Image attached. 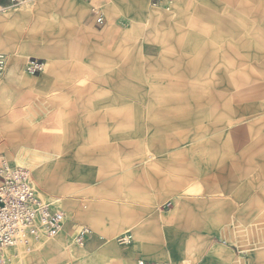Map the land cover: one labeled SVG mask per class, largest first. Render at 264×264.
<instances>
[{
	"label": "rangeland",
	"instance_id": "1",
	"mask_svg": "<svg viewBox=\"0 0 264 264\" xmlns=\"http://www.w3.org/2000/svg\"><path fill=\"white\" fill-rule=\"evenodd\" d=\"M191 1L192 35L177 47L174 41L157 39L159 35L153 34L151 25L146 33L145 26L126 20L121 24L127 35L123 56L114 55L105 64L104 56L98 55L96 63L91 65L93 77L86 72L72 80L71 73L65 74L70 76V79L65 77L66 81L80 85L97 81L96 94L91 95L94 99L90 101L94 104L77 103L81 98H89L85 90H73L65 99L59 97L62 89L49 91L40 75L33 76L25 70L30 54L9 56L7 68L0 74V155L12 167L28 169L41 199L66 213L64 200L76 201L79 197L81 170L76 161L81 149L98 150L111 139L112 153L108 159L120 161L121 167L113 173L126 174L129 165L138 164L151 172L155 168L166 176L169 164H174L171 171L182 184L178 185L176 194L146 216L160 222L156 234L167 235L172 219L178 225L186 224V202L204 203L212 212L223 204L225 208L231 206L235 215L232 212L220 221L210 218L207 231L199 234L197 240L199 244H220L218 252L228 251L230 257L233 255L229 264H245L250 246L244 245L264 244V32L258 33L256 39L248 33L255 25L248 15L249 4L256 1L257 6L263 7L264 1ZM197 18L205 19L209 29L204 30ZM256 26L264 30V16L257 20ZM119 44L120 41L113 40L114 49H119ZM85 61L87 58L80 61L73 57L68 64H88ZM14 62L18 63L17 73H11L10 64ZM106 65H110L108 72ZM106 76L109 83L104 82ZM61 82L64 83L58 80L54 85L63 86ZM102 89L109 96L108 104H100ZM56 97L59 99L55 100ZM80 113H95L94 128L107 129L113 136H62L65 129L79 128ZM88 122L92 121L85 123ZM27 133L40 141L29 150L24 147ZM7 141L13 145L7 146ZM58 163L62 164L57 172L60 177H49L40 189L35 176L40 170H47L45 166ZM197 173L198 180L194 179ZM91 181L99 185L102 177L93 176ZM117 194L121 202L128 198V192ZM168 200L171 202L167 203ZM88 203L80 199L77 204L85 210L89 209ZM178 205L183 211L176 218L170 217ZM67 215L68 222L62 232L51 238L39 237L27 245L19 243L7 253L6 264H112L114 260L96 255L102 249H96L91 256L83 255L92 235L85 245H78L74 238L76 228L72 226L77 219ZM128 231L134 232L128 229L120 235ZM61 235L68 240L67 250L59 249L57 242ZM183 235L191 242L188 235ZM117 239L107 244L120 245ZM25 245L30 248L29 254L43 248L40 259L25 262ZM51 246L61 252L49 260L46 247ZM205 251L208 250L202 253ZM161 258V261L169 260L167 256ZM183 258L187 256L177 261L170 259L171 264H181Z\"/></svg>",
	"mask_w": 264,
	"mask_h": 264
},
{
	"label": "crops",
	"instance_id": "2",
	"mask_svg": "<svg viewBox=\"0 0 264 264\" xmlns=\"http://www.w3.org/2000/svg\"><path fill=\"white\" fill-rule=\"evenodd\" d=\"M154 1L26 0L22 6L10 13L0 12V53L7 55L8 62L9 56H26L30 54V58H37L33 55H39L40 58L38 59L46 62V70L40 74V79L49 91L51 89H62L59 97L65 99L73 93V90H85L84 92H89V98H81L80 102L77 103L79 105L94 104L96 102L90 101L94 99L91 97L96 94L97 81H87L84 85H80L75 81H66L65 77L70 79V76H65V74L71 73L72 80L80 73L88 72L90 74L92 72L93 74L94 70H92L91 65L96 63L98 55L104 56L105 64L111 62L114 55L123 56L124 51H126L123 46L127 37L126 32L121 27L123 21L127 20L132 24L145 26L146 33L148 25H151L153 34L159 35H156L157 39L174 41L176 47L180 44V41L191 37L193 26L191 0H164L158 7L153 6ZM98 12L103 14L105 18L104 26L96 24ZM248 15L250 19H254L253 22L255 23L254 28L250 29L248 33L253 34V38L256 39L258 33L264 32L263 29H258L256 26L257 20L264 16V6H257L256 1L250 3ZM197 22L204 30L209 29L208 22L205 19H198ZM113 40L120 41L119 49L113 48ZM73 57L80 58V61L81 58H85V60L87 58L85 63L88 64H68V60L70 61ZM48 63H50L49 69ZM10 66L11 73H17L18 63L14 62ZM107 66L110 65L105 66V72H108ZM92 74H90V77L94 76ZM109 79V76H106L104 82L109 83ZM58 80L64 82H61L63 86L54 85ZM104 87L107 88V84ZM92 89L93 91H90ZM104 89H102L100 104H108L107 98L109 96L105 94ZM57 99L59 98L56 97L55 100ZM104 115L108 116V113H104ZM78 120L80 122L78 124L79 128L65 129L66 132L61 135L83 138L113 136L112 132L107 129L98 131L96 127L94 128L97 120L95 113L93 115L80 113ZM87 121L92 122L86 124ZM81 122L84 123L81 124ZM27 141L24 143L27 150L36 147L40 143L30 133H27ZM108 142L111 143V139L105 141L104 144ZM92 143L94 141H90V144ZM109 143L98 150L96 147L92 150L90 148L80 150L77 156L78 161H76L79 164L78 168L81 170L79 173L80 191L78 192V200L67 202L63 198L67 213L77 219L72 222L73 229L78 226H85L91 230L92 236L82 251L83 255L91 256L96 249H102L103 251L96 252V255L100 254L104 259L114 260L112 264H138L139 259L149 264L162 262L171 264L170 259L177 261L181 256H187V258L181 259V264L187 259L191 260L192 264H229L233 255L230 257L228 251L218 252L220 244H199L197 237L207 231L210 218H214V220L219 218V221L221 218L226 219L235 209L231 206L225 208V204H223L221 209L212 212L204 203L186 202L184 204L186 206L184 212L186 224L184 226L178 225L172 219L168 224L167 235L164 237L158 236L156 232L160 227V222L157 218L149 219L146 216H150L149 214L157 206L176 194L178 185L182 184L180 180H177L176 173L171 171V166L175 165L169 164L170 170L166 176H163L161 172H156L155 168L151 172L146 166H138V164L129 165L130 170L126 174L113 173V170L121 167L120 161L116 162L108 159L112 153V145L110 146ZM6 145L12 146L13 143L7 141ZM0 156L5 158L3 155ZM158 162L160 163V161ZM62 164L64 165L65 161H62ZM62 164L47 165L45 166V168H48L47 170H40L38 177L35 176L40 189L45 186L44 180L49 177H60V174H58L60 171L58 172V170H60ZM195 165L194 169H197ZM191 168L193 169V165ZM84 169H89V171L83 173ZM93 176L102 177V182L99 185L94 184L95 182L91 181ZM194 179L198 180V173L195 174ZM90 183L93 185H89ZM59 191V194H62L61 189ZM118 191L120 195H123L124 191L128 192V198L122 200V202L119 201L117 199ZM59 194L57 198L58 201H61L62 197L60 198ZM62 195L64 197V193ZM80 199L89 202V209L88 207L85 210L79 209L80 204L77 203ZM216 205H218L217 208L220 207L219 202ZM182 211L183 208L178 205L170 213V217L176 218ZM64 212L67 223L68 215L66 211ZM252 213L254 214L253 209ZM237 214L240 216L241 213L237 212ZM128 229L134 230L133 233L128 231L133 236L131 244L122 246L121 244H107L117 239L122 232ZM183 234L188 235L191 242ZM99 240L105 244H102ZM57 243L59 249L67 250L69 247L68 240L62 235L58 238ZM247 246H250V250L245 255L244 263L264 264V244L244 245V247ZM25 247V262L34 261L36 258L40 259V252L43 248L39 252L29 254L27 251L30 248L26 245ZM46 249L49 251V260L56 258L61 252L60 250L56 251L57 248L55 249L52 246L46 247ZM202 250L208 251L203 254ZM221 253L224 256L223 254L219 256ZM161 256H167L169 260L161 261ZM196 259L197 262H195Z\"/></svg>",
	"mask_w": 264,
	"mask_h": 264
},
{
	"label": "built area",
	"instance_id": "3",
	"mask_svg": "<svg viewBox=\"0 0 264 264\" xmlns=\"http://www.w3.org/2000/svg\"><path fill=\"white\" fill-rule=\"evenodd\" d=\"M25 1L2 0L0 12L6 13L20 7ZM163 2L164 0H155L153 6L158 7ZM96 24L105 25V18L99 12L96 16ZM7 64V55L0 53V74L5 71ZM25 70L30 75H40L46 70V62L38 58H29ZM65 225V212L41 199L32 184L29 170L22 167H10L6 159L0 156V264L7 263V253L19 243L27 245L42 236L55 237L63 231ZM90 235L89 228L78 226L75 230V242L83 246ZM132 241L130 232L118 240L121 245L131 244ZM138 264L149 263L140 260ZM182 264H192V262L187 259Z\"/></svg>",
	"mask_w": 264,
	"mask_h": 264
},
{
	"label": "bare ground",
	"instance_id": "4",
	"mask_svg": "<svg viewBox=\"0 0 264 264\" xmlns=\"http://www.w3.org/2000/svg\"><path fill=\"white\" fill-rule=\"evenodd\" d=\"M7 163H8V165H9L10 167L14 166V165H12L9 161H8ZM130 234H131V233H130ZM124 235H125V234H124ZM124 235H122V236H124ZM122 236H120L119 238H121ZM132 237H133V236H132ZM119 238H118V240H119ZM118 240H117V241H118ZM16 246H17V245H16ZM16 246H15V247H16ZM15 247H14V248H15Z\"/></svg>",
	"mask_w": 264,
	"mask_h": 264
}]
</instances>
